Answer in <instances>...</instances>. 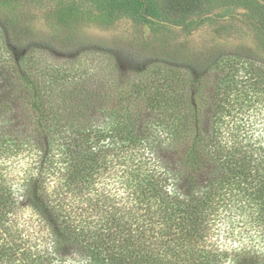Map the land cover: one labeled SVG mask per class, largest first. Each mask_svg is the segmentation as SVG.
<instances>
[{"label":"trees","instance_id":"16d2710c","mask_svg":"<svg viewBox=\"0 0 264 264\" xmlns=\"http://www.w3.org/2000/svg\"><path fill=\"white\" fill-rule=\"evenodd\" d=\"M52 1L40 43L0 0V264H264L263 5L226 54L188 0ZM123 19L137 55L81 42Z\"/></svg>","mask_w":264,"mask_h":264},{"label":"rangeland","instance_id":"374dc122","mask_svg":"<svg viewBox=\"0 0 264 264\" xmlns=\"http://www.w3.org/2000/svg\"><path fill=\"white\" fill-rule=\"evenodd\" d=\"M85 8H94L98 0H76ZM187 13L190 21H196L205 11L210 12V16L205 20V23L199 28V33L203 32L212 33V31L219 25H224L225 31L223 37L218 38L216 43L219 50L229 54L237 51L238 44H245L254 47V43L249 35H245V23L243 18L248 15V8L252 5H263L262 0H188ZM52 0H34L32 3L34 11L37 12L38 18L35 24V31L33 39L40 43L53 42V33L47 28L42 19V15L46 9L52 6ZM219 17H225L224 20H220ZM115 30H103L90 26L85 28L81 42L85 43H103L105 45L113 46L114 40L115 47L119 46V54L124 57H130L131 55H137L136 49L133 47L136 36L133 33V22L130 19H123L115 25ZM244 34V35H243ZM211 40V37H208ZM204 40L203 36L197 37V41ZM255 58L264 63V53L261 51H255ZM247 232V231H246ZM240 233V227L235 229L233 234L222 233L223 238H229L237 240V244L240 243V239H245V236H249V233ZM235 235V236H234ZM264 241V234L259 237ZM258 238V240H259Z\"/></svg>","mask_w":264,"mask_h":264}]
</instances>
